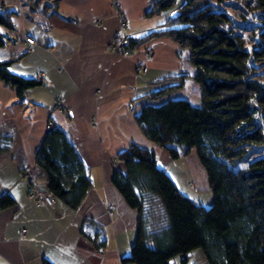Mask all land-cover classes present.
I'll list each match as a JSON object with an SVG mask.
<instances>
[{
    "label": "trees",
    "instance_id": "trees-1",
    "mask_svg": "<svg viewBox=\"0 0 264 264\" xmlns=\"http://www.w3.org/2000/svg\"><path fill=\"white\" fill-rule=\"evenodd\" d=\"M234 1L150 0L148 15L172 12L162 29L130 39L132 50L161 37L177 43L180 56L189 50L193 74L157 81L163 87L144 96L135 121L173 160L195 150L213 199L204 206L185 195L158 166L155 150L133 144L119 153L123 168L112 184L137 212L136 238L122 264H189L197 250L208 264H264V0ZM16 14L0 4V28L14 30ZM5 39L0 30V46ZM14 60H0V82L22 97L42 81L13 73ZM189 77L202 89L200 104L182 97L152 103ZM11 143L0 132V152ZM35 161L55 199L77 210L92 181L71 136L52 126ZM95 247L104 248L105 238Z\"/></svg>",
    "mask_w": 264,
    "mask_h": 264
},
{
    "label": "crops",
    "instance_id": "crops-1",
    "mask_svg": "<svg viewBox=\"0 0 264 264\" xmlns=\"http://www.w3.org/2000/svg\"><path fill=\"white\" fill-rule=\"evenodd\" d=\"M115 1L127 17L124 33L133 37L162 29L172 12L148 15L150 0ZM30 2L0 0L17 11L15 29L0 28L6 36L0 60L16 59L13 73L42 81L22 97L0 82V132L12 137L9 149L0 152V264H122L136 238L137 212L112 184L115 169L123 168L116 156L137 144L155 150L167 172L172 159L143 136L135 115L144 96L163 87L157 81L188 72L189 62L167 37L151 39L128 56L113 54L109 45L119 20L111 0H55L44 10ZM50 122L71 136L89 171L92 187L77 210L60 200L37 206L27 195L29 182L21 179L37 165ZM40 183L47 187L45 174ZM180 190L202 203L192 188ZM102 238L105 247L98 249ZM189 264L208 263L197 250Z\"/></svg>",
    "mask_w": 264,
    "mask_h": 264
},
{
    "label": "rangeland",
    "instance_id": "rangeland-1",
    "mask_svg": "<svg viewBox=\"0 0 264 264\" xmlns=\"http://www.w3.org/2000/svg\"><path fill=\"white\" fill-rule=\"evenodd\" d=\"M177 1L181 2L182 0H177ZM231 1L235 2L234 0H231ZM54 3H55V0H31L30 5L34 6L35 9H38L39 7L42 6L41 8H43L44 10L46 7L48 8V7L53 6ZM233 7H226V10L231 15L234 16L236 15V12ZM188 54H189V50L185 49L183 50L181 57H187ZM189 65L190 66L188 69V73L193 74L194 69L191 66V64ZM201 93H202V89L200 88V86L191 77H189L186 80V84L182 89L176 90L170 94L165 95V97H162L159 100H157L155 104L161 103L167 98H181V97L188 98L194 104H200ZM172 161L173 162L168 167L167 172H172L173 174H175L174 175L175 177L173 179L175 183L180 188H184L185 186H188L189 188H192L194 191L200 193L202 203L209 206L210 203L212 202L213 195H212V192L210 191L209 181H208L206 171L203 168V166L200 164L197 158V155H196V151L193 150L188 156H183L176 160L172 159ZM194 181L197 182L198 187L196 186ZM178 260L179 259L176 258L177 262Z\"/></svg>",
    "mask_w": 264,
    "mask_h": 264
},
{
    "label": "built area",
    "instance_id": "built-area-1",
    "mask_svg": "<svg viewBox=\"0 0 264 264\" xmlns=\"http://www.w3.org/2000/svg\"><path fill=\"white\" fill-rule=\"evenodd\" d=\"M111 2L115 10V14L119 20V27L109 45V49L113 54L128 56L133 50L130 48V39L132 36L124 33V31L127 29V17L121 4L115 0H111ZM26 42L29 44H34V40L30 37L26 39ZM52 126L53 125L51 122L47 123L46 129L49 130ZM43 174H45L43 170L36 165L35 167L26 168L21 174V179L29 182L30 186L27 195L37 206L53 207L56 199L52 192L48 189V182L47 187L40 183L41 176H43ZM46 178L47 177L45 175V181ZM110 209H113V205H109V210ZM21 232L25 233L26 230L23 229Z\"/></svg>",
    "mask_w": 264,
    "mask_h": 264
}]
</instances>
